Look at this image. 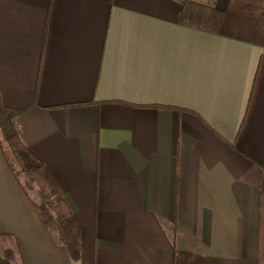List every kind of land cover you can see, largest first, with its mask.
Wrapping results in <instances>:
<instances>
[{"label":"crops","instance_id":"1","mask_svg":"<svg viewBox=\"0 0 264 264\" xmlns=\"http://www.w3.org/2000/svg\"><path fill=\"white\" fill-rule=\"evenodd\" d=\"M179 11L0 0V99L81 233L72 262L0 146V264H264V43Z\"/></svg>","mask_w":264,"mask_h":264},{"label":"trees","instance_id":"2","mask_svg":"<svg viewBox=\"0 0 264 264\" xmlns=\"http://www.w3.org/2000/svg\"><path fill=\"white\" fill-rule=\"evenodd\" d=\"M177 21L197 30L264 43V0H228L224 10L198 0H180ZM22 128L21 112L5 106L0 99V146L7 165L52 241L63 246L70 260L77 262L81 256L79 225L47 179L43 162L23 142ZM9 253L5 251L7 256Z\"/></svg>","mask_w":264,"mask_h":264},{"label":"rangeland","instance_id":"3","mask_svg":"<svg viewBox=\"0 0 264 264\" xmlns=\"http://www.w3.org/2000/svg\"><path fill=\"white\" fill-rule=\"evenodd\" d=\"M200 1H202V0H200ZM31 194H32L33 197H35V193H34L33 190H31Z\"/></svg>","mask_w":264,"mask_h":264}]
</instances>
